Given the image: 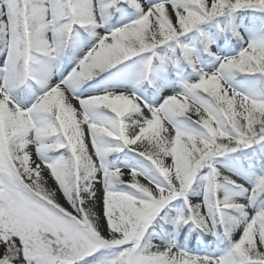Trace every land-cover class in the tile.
Instances as JSON below:
<instances>
[{
	"label": "snow or ice",
	"instance_id": "1",
	"mask_svg": "<svg viewBox=\"0 0 264 264\" xmlns=\"http://www.w3.org/2000/svg\"><path fill=\"white\" fill-rule=\"evenodd\" d=\"M0 264H264V0H0Z\"/></svg>",
	"mask_w": 264,
	"mask_h": 264
}]
</instances>
